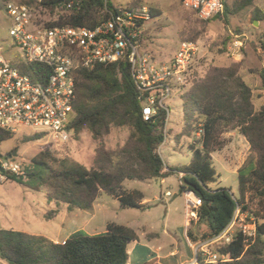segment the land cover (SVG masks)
<instances>
[{
    "label": "trees",
    "instance_id": "obj_1",
    "mask_svg": "<svg viewBox=\"0 0 264 264\" xmlns=\"http://www.w3.org/2000/svg\"><path fill=\"white\" fill-rule=\"evenodd\" d=\"M68 1L71 0L36 2V8L45 14V26L92 28L116 9L111 0H80L78 9L66 10L61 4ZM251 1L245 2L250 4ZM224 6V13L211 20H226L230 8L225 0ZM156 14L150 8L151 19ZM23 72L30 75L28 69ZM74 73L75 100L68 124L72 138L84 131L89 132L98 144L99 156H107L102 149L104 137L113 128L128 127L130 139L120 153L128 164L113 169L101 165L85 167L68 158L57 157L52 150L42 147L29 164L22 167L21 174L5 171L2 176L32 191L43 190L47 202L65 205L71 212L91 211L93 203L103 193L115 198L123 209H143V193L125 190L124 181L163 179L180 172L183 175L179 180V193L190 192L200 200L194 212L196 222L206 227L205 238L220 235L231 223L237 209L253 219V238L246 241L237 230L228 245L215 249L219 255L227 257L224 264H264V101L258 110L254 109L251 88L237 70L214 69L185 93L182 101L183 135H192L198 124L202 126L203 135L199 146L189 145L190 163L178 168L165 167L157 153L164 138L165 112L160 110L149 120L142 118L140 93L125 61L98 65L93 69L78 67ZM260 78L264 87V70L260 72ZM234 130L248 144L244 162L237 169L238 196L227 188L209 187L217 177L212 154L224 148L223 134ZM13 135L0 128V143ZM41 138L42 135L34 134L23 137L21 143ZM50 217L51 214L47 215ZM137 239L132 228L113 222L106 224L104 233L88 235L77 231L63 242L0 229V260L6 264H126L128 246ZM197 264L222 263L204 262L198 254Z\"/></svg>",
    "mask_w": 264,
    "mask_h": 264
},
{
    "label": "rangeland",
    "instance_id": "obj_2",
    "mask_svg": "<svg viewBox=\"0 0 264 264\" xmlns=\"http://www.w3.org/2000/svg\"><path fill=\"white\" fill-rule=\"evenodd\" d=\"M225 0L230 13L225 19L202 22L195 14L185 10L180 0H111L112 5L122 8L128 5H145L156 11V16L145 23L146 49L158 58H169L177 50L182 41H192L198 46V54L192 65V75L186 86L173 88L170 97L165 101L169 110V119L164 124L165 144L160 149L163 164L168 168H178L190 163L192 135H183L182 101L185 93L199 84L214 69L233 68L252 91V103L258 110L264 101V87L260 72L264 70V0ZM258 15V19H256ZM45 19V17H42ZM213 19V18H212ZM10 18L6 15L0 0V49L2 54L17 58L22 51L12 43L9 36ZM241 43V45L238 44ZM36 130L24 128L13 137L0 143V153L9 154L17 149V156L11 161L25 167L30 159L42 147L52 150L57 157L68 158L85 167L98 165L113 169L116 166H126L128 161L121 155V150L128 144L130 129L128 127L113 128L103 139V150L108 156L97 153L98 144L90 133L84 131L78 137L71 138L65 144H56L47 136L36 141L22 144L23 137L34 135ZM224 148L212 154L217 171L216 181L210 183L212 189L223 187L230 189L238 196L237 169L242 165L247 155L248 144L237 131L223 134ZM106 158V159H105ZM125 190H139L145 201L143 209L121 208L118 201L106 194H101L93 203L91 211L66 210L65 205L47 202L44 191H32L12 180L0 177V229H12L27 234L44 236L54 242H60L71 234V222L79 223L87 214L92 217L83 227L82 232L88 235L105 232L109 222L132 228L138 235L144 229L156 234L152 240L164 247L174 244L183 255L182 264L195 259L194 246L207 240L202 224L191 220L185 221V197L179 193V179L176 173L166 178L150 180H126ZM169 191L170 196L165 192ZM173 196H176L173 198ZM94 210V211H93ZM51 214L50 218L47 215ZM241 214V213H240ZM245 215V217H244ZM241 223L249 225L250 219L244 214ZM240 217L232 228L235 233L239 228ZM185 226L190 248L185 238ZM139 246L147 240L140 237ZM219 244L208 247L215 251ZM147 244V243H146ZM219 245V246H218ZM129 249L132 248L130 245ZM144 258V257H143ZM132 264H143L135 254L130 255ZM191 263V262H190ZM225 262H222L224 264ZM0 264H6L0 260Z\"/></svg>",
    "mask_w": 264,
    "mask_h": 264
},
{
    "label": "built area",
    "instance_id": "obj_3",
    "mask_svg": "<svg viewBox=\"0 0 264 264\" xmlns=\"http://www.w3.org/2000/svg\"><path fill=\"white\" fill-rule=\"evenodd\" d=\"M6 15L11 20L9 36L22 53L8 59L0 49V128L12 134L24 128L36 130L35 134L47 136L56 144H65L72 138L68 124L73 116L75 100L74 72L78 67L93 69L125 61L131 78L138 89L141 115L152 119L160 110L165 112L164 124L169 119L165 101L176 86L189 82L198 46L192 41H182L169 58H158L146 49V26L151 19L150 7L139 5L122 7L108 13L92 28L73 26H45L42 9L35 4L40 0H1ZM182 7L195 13L203 21L222 15L224 0H180ZM80 0L61 4L66 10L78 9ZM239 45L241 43L238 42ZM28 69L30 75L23 72ZM203 135L198 124L192 136V145L199 146ZM166 136L157 149L165 144ZM161 157V156H160ZM162 159V158H161ZM163 161V160H162ZM4 172L21 174L20 165L11 160H1ZM166 170V169H165ZM3 172V173H4ZM3 173H0V177ZM178 179L182 173L177 172ZM170 196V192H165ZM185 220L195 217L194 210L200 200L185 192ZM239 210L231 223L218 236L208 238L193 247L197 264L199 254L204 262L219 263L227 257L208 249L211 245H228L233 226L238 217V230L246 241L255 235V225L241 222ZM245 217V215H244ZM189 242V241H188ZM219 246V245H218Z\"/></svg>",
    "mask_w": 264,
    "mask_h": 264
},
{
    "label": "crops",
    "instance_id": "obj_4",
    "mask_svg": "<svg viewBox=\"0 0 264 264\" xmlns=\"http://www.w3.org/2000/svg\"><path fill=\"white\" fill-rule=\"evenodd\" d=\"M163 179H161L162 181ZM169 192V191H166ZM184 195V193H183ZM144 196V195H143ZM176 196H173V198ZM145 201V199H143L142 203ZM94 211V210H93ZM91 215L87 214L86 217H84L82 219L81 222L79 223H75V222H71V226L69 229H71V234L77 232V231H82L83 227H85V225L90 221L91 219ZM186 221V220H185ZM191 226L193 224V222H196V215L194 218L191 219ZM190 226V231H187V226H185V238L187 240V243L189 244L190 248H192V244L190 242H188V236L186 235L187 232H189L191 234V230H193ZM205 228L206 231V227L204 225H202ZM143 233L141 235H138L137 233V237L138 239L132 243L129 244V246L131 245L132 248L131 249H127L128 252V260L126 264H132L131 259H130V255L131 254H135V257H138V259H140L139 261H144L143 264H182V260H183V255L180 254V252L177 250V247H175L174 244H170L168 247H164L162 245H160L159 243H155V241L152 242L153 239H155L157 237L156 234L153 233H148L146 232L144 229H142ZM71 234H69L67 237L63 238L60 242H63L66 238H68ZM143 237L147 240V244L143 243V245L139 246L137 245L140 241L141 238ZM128 246V247H129ZM144 257V258H143ZM194 260V259H193ZM193 260H191L190 262H192ZM187 263V264H190Z\"/></svg>",
    "mask_w": 264,
    "mask_h": 264
},
{
    "label": "water",
    "instance_id": "obj_5",
    "mask_svg": "<svg viewBox=\"0 0 264 264\" xmlns=\"http://www.w3.org/2000/svg\"><path fill=\"white\" fill-rule=\"evenodd\" d=\"M16 156H17V149L12 151L9 154H6V155H3V154L0 153V163H1V160H11L12 158H14ZM3 172H4V170H3V168L0 165V173H3Z\"/></svg>",
    "mask_w": 264,
    "mask_h": 264
}]
</instances>
